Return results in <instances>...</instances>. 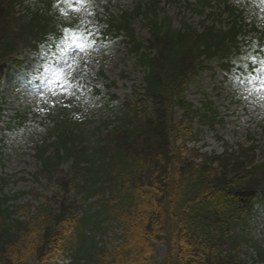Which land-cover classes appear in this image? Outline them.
<instances>
[{"label": "trees", "instance_id": "trees-1", "mask_svg": "<svg viewBox=\"0 0 264 264\" xmlns=\"http://www.w3.org/2000/svg\"><path fill=\"white\" fill-rule=\"evenodd\" d=\"M161 3L136 0L119 12L105 6L97 19L100 39L121 41L144 76L139 99H126L93 133L62 108L40 129L18 114L2 120L0 107V129L32 143L34 181L43 178L56 190L52 197L9 194L10 180L0 175V264H60L67 253L68 264H249L244 243L254 250L253 263L264 264V231L257 232L255 218L264 211V161L256 162L255 146L221 154L190 148L198 141L193 120L212 124L205 110L215 109H194L185 94L204 60L227 69L237 61L243 74L264 61L262 44L241 39L254 9L186 0L182 8L201 17L200 25L183 19L176 28ZM136 22L149 38L136 34ZM80 26L69 4L0 0V67L46 41L84 38ZM244 51L250 53L241 62ZM158 245L166 248L163 260Z\"/></svg>", "mask_w": 264, "mask_h": 264}, {"label": "rangeland", "instance_id": "rangeland-1", "mask_svg": "<svg viewBox=\"0 0 264 264\" xmlns=\"http://www.w3.org/2000/svg\"><path fill=\"white\" fill-rule=\"evenodd\" d=\"M107 1L100 0L102 4ZM133 1L110 0V3L114 9H118ZM229 1L236 7L247 5L252 8L257 5L260 12V4L264 6V0ZM71 8L81 21L89 24V30L97 31L95 20L92 19L95 15L88 7L75 3L71 4ZM166 8L175 27L180 26L182 17L199 24L198 16L188 9L173 5ZM136 31L141 37H149L142 23L137 22ZM81 44L84 47H79ZM25 58V54L19 57L20 61ZM28 58L31 61H25L23 65L10 63L5 66L7 71L3 73L0 97L5 98L6 114L9 116L19 110L30 111V118L39 123L45 120L49 109L58 104L69 108V113L75 116L74 120L83 123L86 132L91 134L100 126L101 119L112 116L126 99L133 102L139 99L137 92L141 90L143 72L136 65V59L125 53L119 40L104 43L92 34L85 42L70 41L64 48L55 50L45 47L39 55ZM204 66L185 91L195 109L202 107L206 101L217 109V113L212 114L216 117L213 128L196 121L192 126L196 132L201 130L202 140L198 146H203L204 151L222 152L224 142L230 145L249 143V136L261 139L264 134V64L247 77H242L236 70L228 73L217 62H209ZM101 67L109 79L107 82L97 74ZM121 74L125 77H121ZM95 87L102 91L99 97L94 95ZM112 96L117 98L110 99ZM222 118L223 123H220ZM175 119L181 121L180 111L176 112ZM5 142L8 149L0 171L11 177L6 192L13 194L38 188L45 196L52 197L55 187L48 185L45 180L37 184L31 176L36 172L37 161L33 157L29 139L20 133L8 134ZM263 142L261 139L258 144L263 145ZM255 218L259 219L260 224L257 232L261 233L264 231V211L255 215ZM244 251L252 252L248 244H244ZM165 252L164 246L157 247L159 259H164ZM63 259H67V256L60 257V260Z\"/></svg>", "mask_w": 264, "mask_h": 264}, {"label": "snow or ice", "instance_id": "snow-or-ice-1", "mask_svg": "<svg viewBox=\"0 0 264 264\" xmlns=\"http://www.w3.org/2000/svg\"><path fill=\"white\" fill-rule=\"evenodd\" d=\"M86 2H87V0H56V5L59 6L61 4H75V3L85 4ZM73 10H75V9H73ZM74 39H75V37H74ZM79 47H84V45L81 44V45H79Z\"/></svg>", "mask_w": 264, "mask_h": 264}]
</instances>
